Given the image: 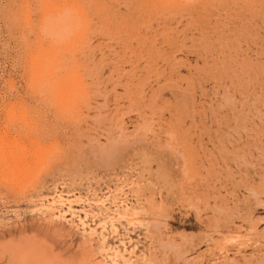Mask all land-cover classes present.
Instances as JSON below:
<instances>
[{
  "label": "rangeland",
  "instance_id": "obj_1",
  "mask_svg": "<svg viewBox=\"0 0 264 264\" xmlns=\"http://www.w3.org/2000/svg\"><path fill=\"white\" fill-rule=\"evenodd\" d=\"M24 248L264 264V0H0V264Z\"/></svg>",
  "mask_w": 264,
  "mask_h": 264
},
{
  "label": "bare ground",
  "instance_id": "obj_2",
  "mask_svg": "<svg viewBox=\"0 0 264 264\" xmlns=\"http://www.w3.org/2000/svg\"><path fill=\"white\" fill-rule=\"evenodd\" d=\"M24 249L18 250V254H16V257L14 255V259H15V263L16 264H26V263H31V262H32L31 264H33V263H36V264L37 263H40V264L43 263V264H45L44 262H41L42 258H41V256H39L40 254L39 253L36 254L34 252V249H32L33 252L31 251V249L28 250L29 248L28 249L26 248L25 250Z\"/></svg>",
  "mask_w": 264,
  "mask_h": 264
}]
</instances>
